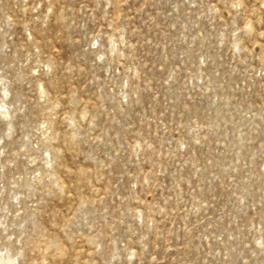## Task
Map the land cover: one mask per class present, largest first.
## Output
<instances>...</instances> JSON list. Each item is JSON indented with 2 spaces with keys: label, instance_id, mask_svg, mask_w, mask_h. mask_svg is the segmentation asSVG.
I'll list each match as a JSON object with an SVG mask.
<instances>
[{
  "label": "rangeland",
  "instance_id": "rangeland-1",
  "mask_svg": "<svg viewBox=\"0 0 264 264\" xmlns=\"http://www.w3.org/2000/svg\"><path fill=\"white\" fill-rule=\"evenodd\" d=\"M0 264H264V0H0Z\"/></svg>",
  "mask_w": 264,
  "mask_h": 264
}]
</instances>
